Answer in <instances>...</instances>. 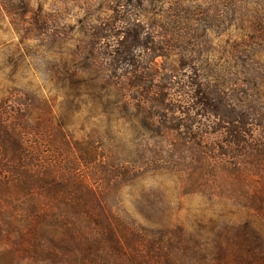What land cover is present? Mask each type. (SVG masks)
I'll return each mask as SVG.
<instances>
[{"label": "trees", "instance_id": "16d2710c", "mask_svg": "<svg viewBox=\"0 0 264 264\" xmlns=\"http://www.w3.org/2000/svg\"><path fill=\"white\" fill-rule=\"evenodd\" d=\"M164 48L156 31L137 21L107 36L104 72L81 75L76 66L60 79L59 102L38 94L0 102V233H16L62 263L264 264V67L236 61L228 87L202 66L178 81L177 68L156 62ZM207 115L215 120L204 133L220 138L213 146L198 139V172L182 185L228 207L208 208L218 219L209 231L165 221V207L163 219L152 206L158 220H133L106 202L112 192L90 183L98 171L111 177L154 164L147 158L136 166L128 152L116 151L120 126L172 144L196 136ZM38 235L51 246L35 244Z\"/></svg>", "mask_w": 264, "mask_h": 264}, {"label": "rangeland", "instance_id": "374dc122", "mask_svg": "<svg viewBox=\"0 0 264 264\" xmlns=\"http://www.w3.org/2000/svg\"><path fill=\"white\" fill-rule=\"evenodd\" d=\"M137 21L159 35L165 51L156 62L165 69L177 68L173 73L178 81L202 66L228 87L236 61L253 71L264 67V0H0V102L34 94L59 102L64 92L60 79L65 82L76 66L81 75L104 72L100 63L108 59L107 36ZM181 63L185 66L178 69ZM201 119L203 127L195 125L196 136L175 137L173 145L170 140L142 139L128 125L120 126L116 151L128 152L135 165H144L147 158L154 164L134 174L113 172L111 177L98 171L90 183L105 194L112 192L106 202L122 207L133 220L141 215L158 220L155 216L165 207V221L184 224L194 234L209 231L218 219L208 208L228 207L202 188L182 185L187 173L198 172V139L213 146L220 138L204 133L215 119ZM152 206H158V215ZM222 214L228 217L230 211ZM19 236L0 233V264H72L62 263L56 254L43 255ZM34 243L52 244L39 235Z\"/></svg>", "mask_w": 264, "mask_h": 264}]
</instances>
